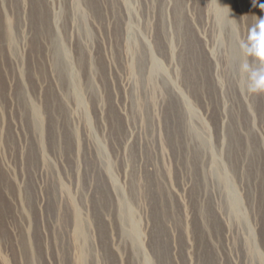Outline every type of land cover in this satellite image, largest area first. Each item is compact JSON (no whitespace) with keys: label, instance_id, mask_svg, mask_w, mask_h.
<instances>
[{"label":"rangeland","instance_id":"rangeland-1","mask_svg":"<svg viewBox=\"0 0 264 264\" xmlns=\"http://www.w3.org/2000/svg\"><path fill=\"white\" fill-rule=\"evenodd\" d=\"M0 264H264V0H0Z\"/></svg>","mask_w":264,"mask_h":264},{"label":"bare ground","instance_id":"bare-ground-1","mask_svg":"<svg viewBox=\"0 0 264 264\" xmlns=\"http://www.w3.org/2000/svg\"><path fill=\"white\" fill-rule=\"evenodd\" d=\"M224 4H225V1H223V5H224ZM219 10L223 11V7L220 6V7H219Z\"/></svg>","mask_w":264,"mask_h":264}]
</instances>
